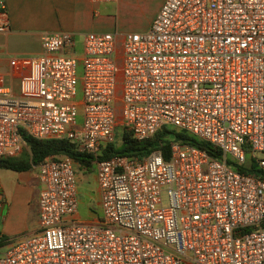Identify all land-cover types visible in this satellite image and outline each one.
<instances>
[{"label":"built area","instance_id":"built-area-1","mask_svg":"<svg viewBox=\"0 0 264 264\" xmlns=\"http://www.w3.org/2000/svg\"><path fill=\"white\" fill-rule=\"evenodd\" d=\"M79 36L43 33L19 93L0 87V160L23 153L22 132L76 144L96 158L102 218H75L76 163L49 157L39 228L0 264H264V179L238 169L264 171V0H165L145 32ZM120 127L184 131L223 156L178 143L170 159L100 160Z\"/></svg>","mask_w":264,"mask_h":264},{"label":"crops","instance_id":"crops-1","mask_svg":"<svg viewBox=\"0 0 264 264\" xmlns=\"http://www.w3.org/2000/svg\"><path fill=\"white\" fill-rule=\"evenodd\" d=\"M6 2L11 30L7 34H0V87H9L18 94L20 79L27 72L24 60L42 53L43 33L53 31L80 33L84 29L94 30L99 21L100 11H108L109 5H117L120 0L102 4H96L92 0H6ZM154 18L145 31L151 27ZM16 173L17 180H11L8 184L2 183L5 181L0 174L3 199V205L0 206L2 227L0 233L12 239L33 233L39 228V196L42 189L38 167L31 171ZM78 183L79 195L80 188L86 189L88 200L86 203L80 197L79 200L80 204H86L89 214L86 218H81L78 211L75 218L84 222L100 221L102 218L100 189L95 168L89 173L82 170L78 175ZM7 246L1 247L0 250L6 249Z\"/></svg>","mask_w":264,"mask_h":264},{"label":"trees","instance_id":"trees-1","mask_svg":"<svg viewBox=\"0 0 264 264\" xmlns=\"http://www.w3.org/2000/svg\"><path fill=\"white\" fill-rule=\"evenodd\" d=\"M22 138L25 143L23 153L16 158L0 160V170L31 171L49 157H69L81 170L91 171L93 169L96 158L90 153L81 151L76 144L68 140H38L24 132H22ZM178 143L203 149L217 159H222L223 156L220 149L213 147L208 142L200 141L184 131L164 128L155 136L143 141L135 139L130 132L122 130L121 145H117V143L109 144L103 150L99 159L107 160L115 155H120L143 160L157 150L162 151L166 159H170L172 148ZM238 169L264 179V171L259 169L256 163L252 164L250 170L243 167ZM15 239L0 233V248L13 243Z\"/></svg>","mask_w":264,"mask_h":264},{"label":"rangeland","instance_id":"rangeland-1","mask_svg":"<svg viewBox=\"0 0 264 264\" xmlns=\"http://www.w3.org/2000/svg\"><path fill=\"white\" fill-rule=\"evenodd\" d=\"M164 0H120V2L115 5H109L108 11L101 10L99 13V21L94 26V30H82V32H78L79 37H77L78 44L81 46V41L85 34L93 33V32H116L118 31L121 35L127 32H143L145 28L149 24V22L154 18L156 13L158 12L160 5ZM82 98L81 92L79 93L77 99L80 100ZM122 130L120 127L117 129L116 141L117 145H121L122 143ZM77 173L79 175L82 170L76 164ZM93 169L89 172H93ZM0 174H2L3 184H8L11 180H17L18 173L11 170H0ZM86 189L80 188V199L86 203L88 200L86 196ZM79 214L81 218H86L89 214V210L86 204L79 203ZM30 223V221H28ZM0 229L1 223H0ZM5 249H1V253H4Z\"/></svg>","mask_w":264,"mask_h":264}]
</instances>
